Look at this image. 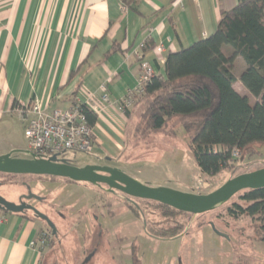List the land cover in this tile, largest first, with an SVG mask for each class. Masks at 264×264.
Returning a JSON list of instances; mask_svg holds the SVG:
<instances>
[{"label": "crops", "instance_id": "0c3cea01", "mask_svg": "<svg viewBox=\"0 0 264 264\" xmlns=\"http://www.w3.org/2000/svg\"><path fill=\"white\" fill-rule=\"evenodd\" d=\"M238 1L0 0V155L20 149L25 125H7L10 114H19L18 105L36 101L51 111L80 100L90 109L101 107L105 82L111 100L103 112L94 111L95 149L103 155L122 152L130 116L119 104L137 87L141 61L163 73L169 52L212 34L222 10ZM141 43L142 60L135 53ZM235 88L244 94L236 83ZM5 214L0 264H41L50 243L38 242L49 229L46 221L27 212ZM236 237L229 264H255L260 254L264 261V243L255 234ZM95 259L90 252L80 264Z\"/></svg>", "mask_w": 264, "mask_h": 264}, {"label": "rangeland", "instance_id": "374dc122", "mask_svg": "<svg viewBox=\"0 0 264 264\" xmlns=\"http://www.w3.org/2000/svg\"><path fill=\"white\" fill-rule=\"evenodd\" d=\"M245 67L244 58L239 56L234 71L236 87L254 102L255 98L239 80ZM145 107L143 93L131 108L122 152L114 156L103 155L99 149L92 152L70 149L59 157L78 166H116L142 183L195 193H209L238 174L264 167V143H256L253 152H244L220 173L202 174L181 119H171L160 131H147L141 120ZM8 118L7 125H25L19 114H10ZM19 148L15 155L30 157L25 133ZM0 193L8 200L16 199L10 200L14 202L30 194L42 198L28 200L50 217L57 233L53 234L45 222L51 240L45 245L41 264H80L90 252L96 257L90 264H229L235 257L233 244L239 242L236 236L241 233L257 236L258 233L255 218L234 219L227 211L234 202L246 204L240 198L243 192L208 212L176 215L174 219L165 218L155 202L136 199L140 207L137 209L122 191L112 192L108 186L102 188L52 175L0 172ZM25 212L33 214L30 210ZM175 220L185 223L186 230L170 238L151 234L144 224L158 229L172 226ZM100 234H104L105 239H100ZM124 252L126 257L120 259ZM262 258L260 254L255 264H264Z\"/></svg>", "mask_w": 264, "mask_h": 264}, {"label": "trees", "instance_id": "16d2710c", "mask_svg": "<svg viewBox=\"0 0 264 264\" xmlns=\"http://www.w3.org/2000/svg\"><path fill=\"white\" fill-rule=\"evenodd\" d=\"M111 50L108 53L115 47ZM239 56L246 62L239 80L254 102L235 88V61ZM144 95V129L160 131L179 117L202 174L216 175L230 167L238 159L233 157L235 150H239V157L253 152L254 144L264 143V0H239L234 7L222 10L212 34L167 54L164 72L146 82ZM83 108L94 126L97 114L86 105ZM125 113L130 116L131 109ZM241 192L246 204L234 202L227 211L234 219L255 218L257 239L264 243V187ZM131 199L137 209L136 199L155 202L165 218L196 215L153 200ZM144 224L159 238L177 237L186 230L185 223L177 220L158 229Z\"/></svg>", "mask_w": 264, "mask_h": 264}, {"label": "water", "instance_id": "95a60500", "mask_svg": "<svg viewBox=\"0 0 264 264\" xmlns=\"http://www.w3.org/2000/svg\"><path fill=\"white\" fill-rule=\"evenodd\" d=\"M19 150L10 151L0 155V172L11 174L52 175L69 178L78 182H89L97 186H108L109 190L122 191L134 198L157 201L167 204L177 210L201 214L214 209L216 206L227 202L237 193L247 189L264 187V167L238 174L223 185L209 193L182 192L167 186H151L135 179L119 167L103 164H87L78 166L68 163L57 157L51 158H24L15 155ZM31 197L41 199L37 195H25L19 202L8 200L0 194V209L23 213L30 210L35 216L44 219L53 233L57 228L50 217L38 207L27 203L24 199ZM132 200V199H131ZM214 226V224L212 223Z\"/></svg>", "mask_w": 264, "mask_h": 264}, {"label": "built area", "instance_id": "2783aa9c", "mask_svg": "<svg viewBox=\"0 0 264 264\" xmlns=\"http://www.w3.org/2000/svg\"><path fill=\"white\" fill-rule=\"evenodd\" d=\"M145 43H141L135 51L136 56L142 60V50ZM159 52L164 50L162 45L157 47ZM156 71L147 61H141V74L135 90L120 102L119 108L125 113L131 109L139 95L144 93V85L149 81ZM103 94L100 99L101 107L92 106L97 113L105 110L104 104L110 102L111 97L108 92L107 82L102 85ZM88 102V101H87ZM76 101L68 108H56L54 110L45 109L40 103H21L16 107V111L21 115L24 123L25 137L28 139V151L35 158L59 157L65 150L75 149L86 152L94 151L97 144V134L89 123L83 105L88 107V103ZM239 150L233 152L235 159L239 158ZM6 220L5 212L0 209V225ZM51 239L48 230L42 231L38 242L46 244Z\"/></svg>", "mask_w": 264, "mask_h": 264}, {"label": "flooded vegetation", "instance_id": "af4514ba", "mask_svg": "<svg viewBox=\"0 0 264 264\" xmlns=\"http://www.w3.org/2000/svg\"><path fill=\"white\" fill-rule=\"evenodd\" d=\"M104 165V164H103ZM99 187H102V188H104L105 187V185H102V186H99ZM117 191V190H116ZM115 191V192H116ZM1 195H3L2 193H0ZM4 196V195H3ZM24 200H26L27 201V203H31V201L30 200H28V199H24ZM35 200H37V201H39V200H42V198L41 199H35ZM31 204H33V203H31ZM34 205V204H33ZM37 207V206H36ZM34 214V213H33Z\"/></svg>", "mask_w": 264, "mask_h": 264}]
</instances>
